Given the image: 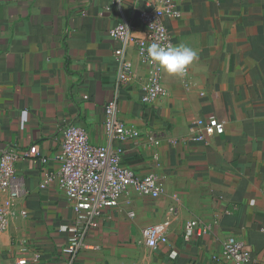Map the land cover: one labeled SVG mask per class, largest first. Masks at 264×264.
Listing matches in <instances>:
<instances>
[{
  "label": "crops",
  "instance_id": "0c3cea01",
  "mask_svg": "<svg viewBox=\"0 0 264 264\" xmlns=\"http://www.w3.org/2000/svg\"><path fill=\"white\" fill-rule=\"evenodd\" d=\"M173 3L180 15L165 18L168 32L198 59L182 77L163 72L167 94L148 104L150 67L134 41L144 36V1L0 0V153L17 152L23 190L0 235V264L64 261L73 211L60 190L39 186L43 169L60 165L67 123L107 143L112 100L139 131L124 144L123 164L140 176L156 171L164 191L153 199L133 189L107 209L76 264H232L221 255L229 236L248 243L251 264H264V0ZM121 22L133 28L127 45L109 32ZM125 59L132 75L123 82ZM211 117L226 120L225 131L195 139ZM193 218L215 222L203 237L185 239ZM159 222H167L168 241L149 248L142 230Z\"/></svg>",
  "mask_w": 264,
  "mask_h": 264
},
{
  "label": "built area",
  "instance_id": "2783aa9c",
  "mask_svg": "<svg viewBox=\"0 0 264 264\" xmlns=\"http://www.w3.org/2000/svg\"><path fill=\"white\" fill-rule=\"evenodd\" d=\"M144 1L146 8H140L139 19L144 27V36L136 38V52L141 62L150 67L144 85L142 100L153 104L165 97L163 71L149 63L147 48L153 42L175 45L168 32L165 18L177 17L180 10L173 0H133ZM110 35L127 45L132 40L133 28L125 22L110 29ZM124 48L116 50L123 56ZM188 71V69H187ZM187 73V72H186ZM132 75V63L124 60L120 74L121 81H127ZM226 120L211 117L200 129L195 139L206 140L225 131ZM104 127L108 136L107 143H93L87 129L67 123L63 129L60 152L56 155L60 165L56 169H43L39 186L55 187L64 193L73 219L65 226L67 240L62 247L64 261L59 264H76L80 253L89 247V236L96 221L106 215V210L117 205L123 196L134 189L138 194L156 199L164 191L163 178L156 171L145 175L123 164L124 144L139 135V131L124 123L117 109L116 100L105 106ZM28 154L37 156V146L31 145ZM15 150H3L0 153V235L6 230L9 219L15 212V203L22 195L17 178ZM42 166L48 164V158H40ZM47 167V166H46ZM214 220L193 218L185 226V239L193 236L203 237L212 229ZM142 240L149 248H157L168 241L167 222L148 225L142 230ZM95 248V246H93ZM92 247V248H93ZM26 252V246L21 248ZM221 255L232 264H251V251L248 243L237 236H229L222 243ZM21 263H25L22 258Z\"/></svg>",
  "mask_w": 264,
  "mask_h": 264
},
{
  "label": "clouds",
  "instance_id": "9594fccd",
  "mask_svg": "<svg viewBox=\"0 0 264 264\" xmlns=\"http://www.w3.org/2000/svg\"><path fill=\"white\" fill-rule=\"evenodd\" d=\"M149 63L169 76H184L188 67L198 59V53L190 46L153 42L147 48Z\"/></svg>",
  "mask_w": 264,
  "mask_h": 264
}]
</instances>
